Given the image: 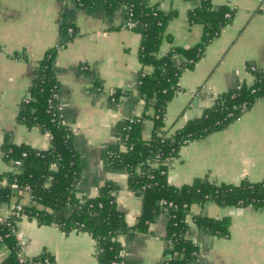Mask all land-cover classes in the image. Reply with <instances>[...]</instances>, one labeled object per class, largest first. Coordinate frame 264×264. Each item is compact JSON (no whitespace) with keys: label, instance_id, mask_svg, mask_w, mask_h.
Returning <instances> with one entry per match:
<instances>
[{"label":"crops","instance_id":"crops-1","mask_svg":"<svg viewBox=\"0 0 264 264\" xmlns=\"http://www.w3.org/2000/svg\"><path fill=\"white\" fill-rule=\"evenodd\" d=\"M163 12L175 11L168 21L158 56L173 47L189 48L200 42L203 25L189 23L187 12L200 0H142ZM232 10V17L204 47L201 58L178 77L177 89L166 105L163 131L172 134L201 116L222 92L255 81L253 68L264 74V0H211ZM126 8L109 9L105 0L79 6L76 0H0V173L11 169L2 158L4 142L46 149L49 135L16 119L19 102L34 78V69L48 49H55L53 68L58 81L61 120L71 129L73 147L79 155L80 180L74 193L85 201L108 184L116 208L128 231L119 235L123 264H165L172 245L166 239L168 214L159 212L145 229L133 228L142 199L128 187L124 168L112 167L108 156L125 149L120 123L144 113L141 134L152 132L153 100L146 108L137 90L139 74L152 68L138 60L141 30L125 25ZM74 32L62 30V24ZM174 65L184 58L172 56ZM136 85V87H134ZM116 91H126L118 94ZM167 182L191 184L206 177L212 182L238 184L242 180L264 181V95L227 126L183 145L177 156L164 160ZM52 170L55 166L52 165ZM28 194H14L0 203V223ZM67 215L68 211L60 212ZM194 215L215 219L228 217L224 236L199 229ZM186 236L197 247L196 264H264V206L218 205L211 200L189 207ZM15 236L21 255L46 252L52 264H99L96 241L83 230L65 232L56 225L38 224L22 217ZM0 264H14L12 251L0 238Z\"/></svg>","mask_w":264,"mask_h":264},{"label":"trees","instance_id":"trees-1","mask_svg":"<svg viewBox=\"0 0 264 264\" xmlns=\"http://www.w3.org/2000/svg\"><path fill=\"white\" fill-rule=\"evenodd\" d=\"M82 7L91 6L95 0H76ZM109 9L117 4L126 7L129 18L141 30L138 60L142 66L152 68L150 73L139 74L137 90L145 100L146 108L153 100L152 132L149 139L141 134L142 115L120 123L122 151H112L108 160L112 167L124 168L128 173V187L142 199V209L133 228L145 229L159 212L168 214L165 237L172 245V255L165 264H196L197 247L186 236V217L189 207L195 203L211 200L218 205L264 206V181L242 180L238 184L212 182L206 177L197 178L191 184L174 186L167 182L164 160L177 156L180 148L194 139L227 126L247 110L257 97L264 95V74L253 69L255 81L217 95L201 116L187 121L184 126L166 135L163 117L169 100L177 89L178 77L190 69L201 58L205 45L216 37L230 22L231 8L212 4L211 0H200L199 6L187 12L189 23L203 25L201 40L196 45L184 48L173 47L168 53L158 56L162 39L168 38L165 27L176 16L175 11L163 12L156 6H146L142 0H105ZM68 24L61 25L66 30ZM184 58L181 65H174L172 56ZM55 49H48L34 69V78L18 105L17 121L27 127H38L49 133L46 149L33 148L27 144L4 142L2 158L11 164V169L0 173V203H8L14 194L27 193L29 200L20 210L12 213L0 223V238L12 251L14 264H52V258L43 252L20 260L15 236L16 222L27 217L38 224L56 225L65 232L83 230L96 241V257L99 264L122 262L123 245L118 239L128 231L122 213L116 208L112 186L102 185L98 193L80 201L74 188L80 180L79 155L73 147L71 129L61 120L58 108V81L53 68ZM126 91H116L118 94ZM56 97H53V96ZM245 109L241 110V105ZM51 105V106H50ZM25 156H22V153ZM14 160H21L16 167ZM52 165L55 170H52ZM15 183L17 186L12 187ZM27 187V189H26ZM68 211L63 215L61 211ZM199 229L224 236L228 233L229 219H215L194 215Z\"/></svg>","mask_w":264,"mask_h":264},{"label":"built area","instance_id":"built-area-1","mask_svg":"<svg viewBox=\"0 0 264 264\" xmlns=\"http://www.w3.org/2000/svg\"><path fill=\"white\" fill-rule=\"evenodd\" d=\"M126 8V7H125ZM126 13H127V15H126V21H125V25L127 26V27H129V28H133V27H136V24H135V22L134 21H132L130 18H129V12H128V10L126 9ZM66 30H67V32L68 33H70V34H72L73 32H74V30H73V28H72V26H70V25H68L67 26V28H66ZM253 69H255V68H253ZM28 96H24L23 98H27ZM53 97H56L55 95L53 96ZM51 106V105H50ZM245 109V104H242L241 105V110L243 111ZM134 121V119L133 118H129L128 119V122H133ZM126 126H124V127H122L121 128V130L122 129H124ZM47 133V132H46ZM48 135H49V133H47ZM22 156H25V153L23 152L22 153ZM13 164L16 166V167H19L20 165H21V160H14L13 161ZM17 186V184H15V183H13L12 184V187L13 188H15ZM26 189H27V187H26ZM15 208H16V210H20V208H21V205H16L15 206ZM170 242V241H169ZM20 243H21V241H17V249H18V251L20 250ZM171 243V242H170ZM20 260L22 261V260H24L23 258H22V255H20ZM44 264H49V261L47 260V259H44ZM113 264H122V262L120 263V262H113Z\"/></svg>","mask_w":264,"mask_h":264},{"label":"water","instance_id":"water-1","mask_svg":"<svg viewBox=\"0 0 264 264\" xmlns=\"http://www.w3.org/2000/svg\"><path fill=\"white\" fill-rule=\"evenodd\" d=\"M134 87H136V85H134Z\"/></svg>","mask_w":264,"mask_h":264}]
</instances>
